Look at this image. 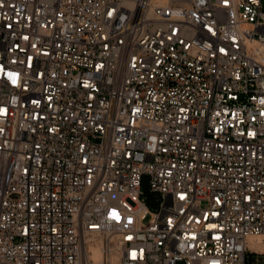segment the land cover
Returning a JSON list of instances; mask_svg holds the SVG:
<instances>
[{
  "label": "built area",
  "instance_id": "built-area-1",
  "mask_svg": "<svg viewBox=\"0 0 264 264\" xmlns=\"http://www.w3.org/2000/svg\"><path fill=\"white\" fill-rule=\"evenodd\" d=\"M261 235L264 0H0V264H263Z\"/></svg>",
  "mask_w": 264,
  "mask_h": 264
},
{
  "label": "rangeland",
  "instance_id": "rangeland-1",
  "mask_svg": "<svg viewBox=\"0 0 264 264\" xmlns=\"http://www.w3.org/2000/svg\"><path fill=\"white\" fill-rule=\"evenodd\" d=\"M144 188L146 189V190H148V187H147V184L145 183V186H144ZM155 199L158 201V200H160L161 199V195H159V194H157V195H155V196H150V204H149V206H150V209L152 210V211H155V210H157L158 209V207H157V205L155 204ZM150 218H151V216H149V217H147L146 219H145V223H149V220H150ZM264 242V237H263V240H262V243ZM253 246H255V244L253 245ZM263 258H264V256H262ZM252 262H253V260H252V258H251V256H248V263L249 264H252ZM179 264H181V263H179ZM264 264V263H263Z\"/></svg>",
  "mask_w": 264,
  "mask_h": 264
},
{
  "label": "bare ground",
  "instance_id": "bare-ground-1",
  "mask_svg": "<svg viewBox=\"0 0 264 264\" xmlns=\"http://www.w3.org/2000/svg\"><path fill=\"white\" fill-rule=\"evenodd\" d=\"M264 235L258 236V237H251L249 239V244L252 248H255L260 251H264V242L262 243ZM255 244V246H253ZM98 256L100 254L97 253Z\"/></svg>",
  "mask_w": 264,
  "mask_h": 264
},
{
  "label": "trees",
  "instance_id": "trees-1",
  "mask_svg": "<svg viewBox=\"0 0 264 264\" xmlns=\"http://www.w3.org/2000/svg\"><path fill=\"white\" fill-rule=\"evenodd\" d=\"M150 202V201H149Z\"/></svg>",
  "mask_w": 264,
  "mask_h": 264
}]
</instances>
